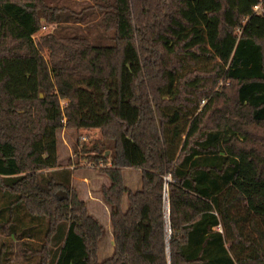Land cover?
<instances>
[{
    "label": "trees",
    "instance_id": "1",
    "mask_svg": "<svg viewBox=\"0 0 264 264\" xmlns=\"http://www.w3.org/2000/svg\"><path fill=\"white\" fill-rule=\"evenodd\" d=\"M59 1L0 0V235L24 247V264H264L260 0ZM42 21L54 28L35 39ZM25 62L32 98L1 72ZM64 129L100 134L79 158L109 183L104 261L105 228L59 169ZM4 242L0 264H13Z\"/></svg>",
    "mask_w": 264,
    "mask_h": 264
},
{
    "label": "rangeland",
    "instance_id": "2",
    "mask_svg": "<svg viewBox=\"0 0 264 264\" xmlns=\"http://www.w3.org/2000/svg\"><path fill=\"white\" fill-rule=\"evenodd\" d=\"M84 1L86 0H82V2ZM59 2L61 4L70 5L77 10L80 9V6L77 5L78 3H81L79 0H61ZM53 28H54L53 24H48L42 21V28L33 35V38L37 39L41 37V35L51 32ZM43 55L45 58L47 57L46 53H44ZM1 72L2 75L5 74L8 76L9 79L8 88L13 96H23V97H31V98L36 96V91L34 89L35 86H34V73H33L32 63L25 62L23 64L3 65L1 67ZM65 101L66 100L62 101L61 104L64 105ZM83 137L86 138L85 142H82L81 140V138ZM99 138H100V134L98 130H81L79 132H75L74 130H67V129L61 130L57 134V156H58L59 169H63V170L67 169L69 171H72V174L76 176L77 175L94 176L95 178H93V180H98V182L97 181L94 182L95 192L91 191V193H92V197H96L97 199H99V201L93 203L88 202L87 210L89 214H91L95 219H97L105 228V234L101 239L98 248V259L99 261H104L105 259H108L111 256L112 254L111 249H113V247H110L111 233H110L108 210L105 209V205L100 200L99 191L102 185H108V180L105 177L97 174L96 169H91L88 166L87 161L83 159V157L79 158L81 156V153H79L80 148L90 147L93 144V142L95 140H98ZM75 147L78 148V154L73 153ZM78 196H80L79 197L80 199L82 198L80 194ZM122 208L123 211L127 208L126 199L123 200ZM240 212H241V216L239 217L242 218V230L245 234H250V229L248 227V222H247V220L250 218L247 216H242L244 215L242 207L238 209L239 214ZM256 219L260 220L258 218ZM3 241H5L4 242L5 245L11 242V246L13 247V252L11 255L13 264H24L22 258L24 247H21L19 243L12 242L10 241V239L4 238L3 235H0V244Z\"/></svg>",
    "mask_w": 264,
    "mask_h": 264
},
{
    "label": "crops",
    "instance_id": "3",
    "mask_svg": "<svg viewBox=\"0 0 264 264\" xmlns=\"http://www.w3.org/2000/svg\"><path fill=\"white\" fill-rule=\"evenodd\" d=\"M70 172H71V183H70L71 189L75 190L78 195L79 194L81 195V197H82L81 200L86 204V207L88 206L87 205L88 202H90V203L98 202L99 199H97L96 197H92V193H91V191L95 192V190H94V186H95L94 182H96V181L98 182V180H93V178H95L94 176H85V175H83V176L82 175H77L76 176V175L72 174V171H70ZM96 176H98V175H96ZM99 178H102V177H99ZM123 179H124V185L129 190L136 191V190L140 189V172L139 171L126 169L123 172ZM73 183H74V185H73ZM102 186H107V185H102ZM106 207L107 206L105 205V209L108 210V207L107 208ZM108 216H109V210H108ZM110 247H113L112 238H111Z\"/></svg>",
    "mask_w": 264,
    "mask_h": 264
},
{
    "label": "water",
    "instance_id": "4",
    "mask_svg": "<svg viewBox=\"0 0 264 264\" xmlns=\"http://www.w3.org/2000/svg\"><path fill=\"white\" fill-rule=\"evenodd\" d=\"M158 128L160 127L159 122H157ZM164 214H165V223H166V232H167V240H166V246L168 251V239L170 236V227H169V204H168V192L167 187H165V193H164Z\"/></svg>",
    "mask_w": 264,
    "mask_h": 264
},
{
    "label": "built area",
    "instance_id": "5",
    "mask_svg": "<svg viewBox=\"0 0 264 264\" xmlns=\"http://www.w3.org/2000/svg\"><path fill=\"white\" fill-rule=\"evenodd\" d=\"M264 6V0H260V2L258 3V4H256L255 6H254V11L255 12H258V11H260V9L262 8ZM66 104V101L64 102V105ZM64 105H62V106H64ZM81 140H82V142H85L86 141V138L85 137H83V138H81ZM82 147V146H81ZM88 164V166L91 168V169H97V168H102L103 167V165H95V164H93V163H87Z\"/></svg>",
    "mask_w": 264,
    "mask_h": 264
}]
</instances>
